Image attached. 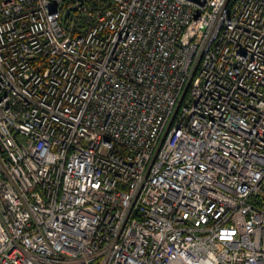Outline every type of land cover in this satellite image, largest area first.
Returning <instances> with one entry per match:
<instances>
[{
	"label": "built area",
	"instance_id": "built-area-1",
	"mask_svg": "<svg viewBox=\"0 0 264 264\" xmlns=\"http://www.w3.org/2000/svg\"><path fill=\"white\" fill-rule=\"evenodd\" d=\"M0 264H264V0H0Z\"/></svg>",
	"mask_w": 264,
	"mask_h": 264
},
{
	"label": "water",
	"instance_id": "water-1",
	"mask_svg": "<svg viewBox=\"0 0 264 264\" xmlns=\"http://www.w3.org/2000/svg\"><path fill=\"white\" fill-rule=\"evenodd\" d=\"M0 149H1V146H0Z\"/></svg>",
	"mask_w": 264,
	"mask_h": 264
}]
</instances>
